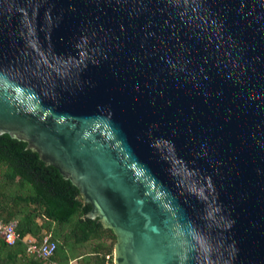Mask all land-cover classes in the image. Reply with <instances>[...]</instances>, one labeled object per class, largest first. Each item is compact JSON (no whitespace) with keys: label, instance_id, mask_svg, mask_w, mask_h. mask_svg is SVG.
<instances>
[{"label":"water","instance_id":"95a60500","mask_svg":"<svg viewBox=\"0 0 264 264\" xmlns=\"http://www.w3.org/2000/svg\"><path fill=\"white\" fill-rule=\"evenodd\" d=\"M2 133L115 264H264V0H0Z\"/></svg>","mask_w":264,"mask_h":264},{"label":"trees","instance_id":"16d2710c","mask_svg":"<svg viewBox=\"0 0 264 264\" xmlns=\"http://www.w3.org/2000/svg\"><path fill=\"white\" fill-rule=\"evenodd\" d=\"M89 209L55 166L45 164L26 142L0 134V217L15 219L20 235L14 244L0 235V264H115L116 235L85 216ZM45 233L56 243L46 260L29 254L24 242L30 235L38 241Z\"/></svg>","mask_w":264,"mask_h":264},{"label":"built area","instance_id":"2783aa9c","mask_svg":"<svg viewBox=\"0 0 264 264\" xmlns=\"http://www.w3.org/2000/svg\"><path fill=\"white\" fill-rule=\"evenodd\" d=\"M17 221L10 220L5 222L0 217V235L8 244H14L20 240V235L16 230ZM27 252L40 259H50L56 249L55 241L51 240L50 236L45 233L40 240H36L34 236L30 235L25 240ZM57 264V263H54Z\"/></svg>","mask_w":264,"mask_h":264},{"label":"rangeland","instance_id":"374dc122","mask_svg":"<svg viewBox=\"0 0 264 264\" xmlns=\"http://www.w3.org/2000/svg\"><path fill=\"white\" fill-rule=\"evenodd\" d=\"M107 242H108V243L111 242V239H109ZM113 248H114V246H113ZM75 263H76L75 260H72V261H71V264H75Z\"/></svg>","mask_w":264,"mask_h":264}]
</instances>
